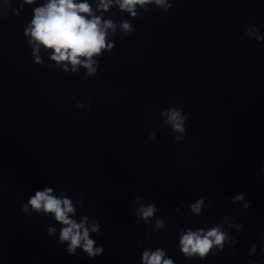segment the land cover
Wrapping results in <instances>:
<instances>
[{"label": "clouds", "instance_id": "1", "mask_svg": "<svg viewBox=\"0 0 264 264\" xmlns=\"http://www.w3.org/2000/svg\"><path fill=\"white\" fill-rule=\"evenodd\" d=\"M24 3L33 4L34 0H24ZM153 3L165 12L172 7L169 0H116L119 9L127 11L132 17L139 15L136 10L137 5H140L147 12L149 9L146 6ZM111 4L112 0H100L99 7L107 11ZM121 28L125 33L133 31L131 23L127 20L121 22ZM108 29H112L113 34H115L114 22L112 20L102 21L101 17L93 13L87 0L81 3H77L76 0H47V3L34 9V16L31 24L25 30V35L31 37L29 44L34 42L32 55L37 64H42V60L37 54L42 45L44 49L52 50L50 59L55 61L57 65H63L65 72H78L77 66L80 65L87 69L86 76L92 77L97 74L99 64V61L93 60V57L99 56L104 49L111 51L113 46L106 40ZM243 36L264 42V34H261L260 30L254 26L246 28ZM68 64L72 66L71 69L67 67ZM76 107L83 108V104L77 101ZM86 111H91V108L89 107ZM161 117L163 123L170 126L173 133L180 134L175 135L174 139L182 141L189 114L175 106H170L162 110ZM149 139L155 142L156 133H150ZM260 171L264 173V168H261ZM230 199L233 204L238 201H245L241 211L250 207V201L245 200L243 193ZM134 200L139 204L142 197L136 196ZM78 203L81 207L84 206L83 199L78 200ZM205 203V198L201 197L195 203H191L189 209L193 214L198 215ZM21 211L25 216L35 213L52 217L62 225L58 240L60 244L66 245V252L69 255H75L77 249H81L90 259L103 254V246L97 245L96 241L90 237V233L99 234L101 230L99 222L93 219L90 223L87 215H84L79 222L73 219L72 217L76 215V208L65 192L61 191L59 195H55L52 187L45 186L43 190L35 191V194L31 195L27 202L21 205ZM156 211L157 208L154 203L140 204L135 215L147 224ZM176 211H179V208ZM223 222H228L227 216L223 218ZM223 222L216 224L207 231L204 229L195 231L186 229L182 232L179 247L185 258L199 257L204 260L210 254L214 256L217 251H223L226 242H231L233 251H235V239L223 230ZM164 226L165 221L163 219L155 221L156 229H162ZM235 226L238 231L243 228V225L238 221L235 222ZM46 231L49 236H54L57 230L54 226H48ZM214 248L215 251H213ZM260 251L264 253V245L261 246ZM256 252L257 245H251L250 255H255ZM142 261L143 264H174L173 259L166 258V252L161 248H157L155 251L144 250Z\"/></svg>", "mask_w": 264, "mask_h": 264}]
</instances>
